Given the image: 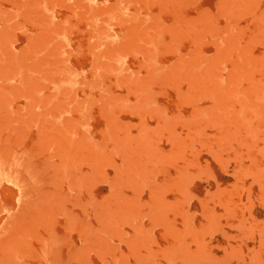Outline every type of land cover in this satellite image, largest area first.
<instances>
[{"label": "rangeland", "instance_id": "374dc122", "mask_svg": "<svg viewBox=\"0 0 264 264\" xmlns=\"http://www.w3.org/2000/svg\"><path fill=\"white\" fill-rule=\"evenodd\" d=\"M0 264H264V0H0Z\"/></svg>", "mask_w": 264, "mask_h": 264}]
</instances>
